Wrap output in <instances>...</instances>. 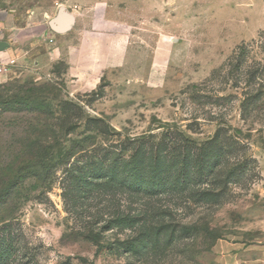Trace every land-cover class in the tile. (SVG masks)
Returning a JSON list of instances; mask_svg holds the SVG:
<instances>
[{
	"label": "rangeland",
	"instance_id": "1",
	"mask_svg": "<svg viewBox=\"0 0 264 264\" xmlns=\"http://www.w3.org/2000/svg\"><path fill=\"white\" fill-rule=\"evenodd\" d=\"M59 6L56 28L72 46L64 57L50 46L47 62L14 53L0 96L45 92L46 108L73 127L56 141L80 149L0 213V264H220L216 237L264 219V0ZM10 122H0L3 140L21 130ZM144 149L162 166L145 168L162 178L149 192L132 172L80 195L66 174L107 151L119 163Z\"/></svg>",
	"mask_w": 264,
	"mask_h": 264
},
{
	"label": "trees",
	"instance_id": "2",
	"mask_svg": "<svg viewBox=\"0 0 264 264\" xmlns=\"http://www.w3.org/2000/svg\"><path fill=\"white\" fill-rule=\"evenodd\" d=\"M32 89L28 88L25 91L26 96L22 97L18 95L7 98L0 96V122L9 119L12 125L21 129L11 132V140H3L0 135V213L12 209L16 201L28 199V192L23 190L25 183H29L26 181L34 179L36 181L30 182V184L35 185L40 180L37 176L41 178V181L46 177L48 178V176L43 178L46 170H50L52 173V169H55L58 163L69 160L80 149L75 143H72L69 150H66V147L61 146L56 141L62 134L70 132L73 127L67 124L60 125L55 113L48 107L46 108V93H36ZM38 100H41V102H38ZM174 136H176V132H174ZM90 137L86 136L80 139L81 148L83 145H90L87 142L88 139H92ZM145 137L149 136L140 137V140ZM172 139L173 137H170V140ZM117 153L107 151L104 153V158L99 161H92L95 158L90 157L88 159L90 163L85 167L86 170H82L83 167L67 170L66 174L70 175V180L76 184V193L81 195L83 188L84 190H101L104 187H109L116 176L120 175L119 173L130 174L133 172L132 176L134 178H138L140 183L148 186L147 189L144 188L148 192L151 183L153 185L157 182L162 183V178L159 175L154 174V177L150 178L147 174L148 171L145 169L148 166L151 168V172L162 173V166L159 168L158 164L155 165L156 160L153 161V158H151V151L148 152L144 149L141 152L137 150L136 154L134 152L128 159H120L119 163L114 161L119 156ZM162 157L166 158L167 156ZM111 160H113V165H107V162ZM158 160L161 162L160 159ZM164 161L166 160L164 159ZM99 178L102 179L98 180ZM3 220H6V218L1 221ZM220 238V236L216 237V241Z\"/></svg>",
	"mask_w": 264,
	"mask_h": 264
},
{
	"label": "crops",
	"instance_id": "3",
	"mask_svg": "<svg viewBox=\"0 0 264 264\" xmlns=\"http://www.w3.org/2000/svg\"><path fill=\"white\" fill-rule=\"evenodd\" d=\"M52 4L54 0H0V59H15L14 53L34 50L47 62L55 53L50 46H58L57 57H64L71 38L68 33L58 34L55 23L64 17L59 15L63 10L59 6L54 12ZM212 249L220 264H264V219L255 230L218 239Z\"/></svg>",
	"mask_w": 264,
	"mask_h": 264
},
{
	"label": "built area",
	"instance_id": "4",
	"mask_svg": "<svg viewBox=\"0 0 264 264\" xmlns=\"http://www.w3.org/2000/svg\"><path fill=\"white\" fill-rule=\"evenodd\" d=\"M14 63V59L5 58L0 59V73L8 71L9 67Z\"/></svg>",
	"mask_w": 264,
	"mask_h": 264
}]
</instances>
